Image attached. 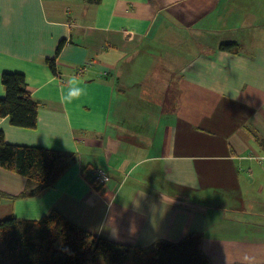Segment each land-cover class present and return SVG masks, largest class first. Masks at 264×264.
<instances>
[{"label": "crops", "instance_id": "1", "mask_svg": "<svg viewBox=\"0 0 264 264\" xmlns=\"http://www.w3.org/2000/svg\"><path fill=\"white\" fill-rule=\"evenodd\" d=\"M6 72L39 107L5 141L72 161L32 198L0 169V220L57 211L143 251L196 233L210 264H264V0H0Z\"/></svg>", "mask_w": 264, "mask_h": 264}, {"label": "trees", "instance_id": "2", "mask_svg": "<svg viewBox=\"0 0 264 264\" xmlns=\"http://www.w3.org/2000/svg\"><path fill=\"white\" fill-rule=\"evenodd\" d=\"M63 44H58L55 57ZM237 45L222 43L219 49L233 52ZM47 63L55 72L54 60ZM0 81L5 90L0 119L6 118L12 127L35 129L39 105L26 90L24 76L6 72ZM71 161L72 156L56 150L9 144L0 130V169L26 179L19 198H32L52 187ZM90 183L94 184L92 177ZM4 197L8 196L0 192ZM201 240L189 233L175 243L158 242L143 251L97 237L52 211L37 220H0V264H91L98 258L102 264H210Z\"/></svg>", "mask_w": 264, "mask_h": 264}, {"label": "clouds", "instance_id": "3", "mask_svg": "<svg viewBox=\"0 0 264 264\" xmlns=\"http://www.w3.org/2000/svg\"><path fill=\"white\" fill-rule=\"evenodd\" d=\"M70 84H76L77 80L76 78H73L69 81ZM87 95V89L86 87H72L71 89L68 90L66 94L62 92L61 94V102L65 104H70L74 100H78L81 96Z\"/></svg>", "mask_w": 264, "mask_h": 264}, {"label": "built area", "instance_id": "4", "mask_svg": "<svg viewBox=\"0 0 264 264\" xmlns=\"http://www.w3.org/2000/svg\"><path fill=\"white\" fill-rule=\"evenodd\" d=\"M92 179L95 187H102L108 180L105 172L101 169L94 170Z\"/></svg>", "mask_w": 264, "mask_h": 264}, {"label": "rangeland", "instance_id": "5", "mask_svg": "<svg viewBox=\"0 0 264 264\" xmlns=\"http://www.w3.org/2000/svg\"><path fill=\"white\" fill-rule=\"evenodd\" d=\"M7 73H9V72H7ZM5 219H7V218H5ZM100 263H101V260H100V258H98L95 262H92L91 264H100Z\"/></svg>", "mask_w": 264, "mask_h": 264}]
</instances>
